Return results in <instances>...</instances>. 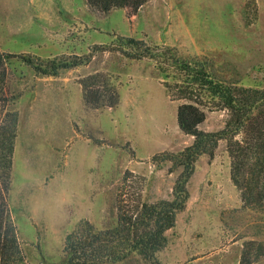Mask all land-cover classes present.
Returning <instances> with one entry per match:
<instances>
[{"label":"rangeland","instance_id":"rangeland-1","mask_svg":"<svg viewBox=\"0 0 264 264\" xmlns=\"http://www.w3.org/2000/svg\"><path fill=\"white\" fill-rule=\"evenodd\" d=\"M127 38L168 47L218 81L264 89V0H150L130 17L92 13L85 0H0V52L11 54L0 69V109L18 115L8 204L24 264L62 263L65 236L84 221L114 228L128 172L126 190L142 201L171 199L180 170L153 157L193 137L177 125L179 102L163 85L171 75L126 56L135 46ZM29 57L48 74L54 61L56 74L35 72ZM89 76H98L95 89L115 90L116 106L85 105L80 82ZM226 119L205 109L199 129L218 131ZM187 190L160 264H240L248 250L264 264L255 254L259 245L264 252V210L242 203L224 142L196 160ZM115 264L148 263L133 255Z\"/></svg>","mask_w":264,"mask_h":264},{"label":"trees","instance_id":"trees-1","mask_svg":"<svg viewBox=\"0 0 264 264\" xmlns=\"http://www.w3.org/2000/svg\"><path fill=\"white\" fill-rule=\"evenodd\" d=\"M150 0H85L88 10L107 15L114 10L135 14ZM133 44L124 54L133 59H149L172 81L163 82L168 97L179 102L176 112L180 131L193 137V142L178 153L163 152L158 156L180 170L172 188L171 199L155 202L142 201L141 196L126 190L134 176L123 177L116 197L117 224L114 228L97 230L88 221L68 233L63 241L64 261L60 264L120 263L131 256L140 257L148 264H160L156 255L168 243L166 232L174 228L176 216L189 197L187 184L194 164L201 155L213 157L220 142L226 145L230 161V180L238 189L240 199L249 208L264 210V89L242 87L218 81L203 69L176 58L168 47L146 46L141 40L127 38ZM141 45V46H137ZM11 54L0 52V69ZM25 58V63L39 74H48L42 64ZM36 61H40L36 58ZM52 64V74L56 67ZM58 68H67L59 66ZM95 81V82H94ZM98 76L87 77L80 85L86 106L92 109L112 108L117 105V94L110 86L99 87ZM0 109V264H24L16 227L10 217L8 194L17 132L18 115L15 110ZM205 109L224 110L227 119L222 129L204 132L199 125L205 119ZM257 253L259 255H257ZM261 245L256 257L262 255ZM240 264H253L251 252L243 251Z\"/></svg>","mask_w":264,"mask_h":264},{"label":"crops","instance_id":"crops-1","mask_svg":"<svg viewBox=\"0 0 264 264\" xmlns=\"http://www.w3.org/2000/svg\"><path fill=\"white\" fill-rule=\"evenodd\" d=\"M73 15H74V17H75L74 19H75V20H78L79 16H78V15L76 16L75 13H74Z\"/></svg>","mask_w":264,"mask_h":264}]
</instances>
